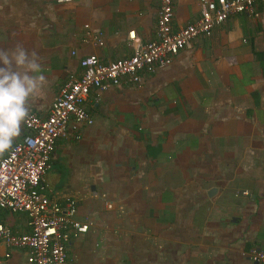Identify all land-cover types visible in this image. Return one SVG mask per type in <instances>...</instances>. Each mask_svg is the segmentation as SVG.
I'll use <instances>...</instances> for the list:
<instances>
[{"label": "crops", "instance_id": "1", "mask_svg": "<svg viewBox=\"0 0 264 264\" xmlns=\"http://www.w3.org/2000/svg\"><path fill=\"white\" fill-rule=\"evenodd\" d=\"M158 2L0 0V48L35 50L45 77L29 112L48 113L68 76L82 73L79 57L130 56V30L152 39ZM174 7V28L199 17L196 0ZM256 10L194 38L141 87H111L86 104L94 122L79 127L81 139L69 124L53 156L58 175L45 177L90 222L69 247L73 264H256L245 254L264 250V0ZM85 23L104 32L102 47L82 41ZM14 214L1 216L26 230ZM0 264H28L26 253Z\"/></svg>", "mask_w": 264, "mask_h": 264}, {"label": "built area", "instance_id": "2", "mask_svg": "<svg viewBox=\"0 0 264 264\" xmlns=\"http://www.w3.org/2000/svg\"><path fill=\"white\" fill-rule=\"evenodd\" d=\"M158 1L152 39L142 41L135 30H130V56L111 61L94 53L79 57L82 73L68 76L46 115L29 113L23 123L25 132L10 151L0 155V263L19 249L25 251L28 264H73L69 247L74 238L89 230L90 222L77 218L79 199L55 195L45 177L57 142L69 136V124L72 122V137L81 139L79 127L94 122L86 104L98 102L111 87H141L144 73L171 66L194 38L210 37L213 29L231 15L258 16L256 4L260 0H196L199 17L178 28L172 24L175 0ZM82 41L102 47L105 34L85 23ZM71 54L76 55L75 49ZM3 211L25 214L27 229H13L2 218ZM245 255L253 263L264 264V250L254 248Z\"/></svg>", "mask_w": 264, "mask_h": 264}, {"label": "clouds", "instance_id": "3", "mask_svg": "<svg viewBox=\"0 0 264 264\" xmlns=\"http://www.w3.org/2000/svg\"><path fill=\"white\" fill-rule=\"evenodd\" d=\"M38 53L16 43L0 48V155L10 151L30 111V98L45 82Z\"/></svg>", "mask_w": 264, "mask_h": 264}, {"label": "rangeland", "instance_id": "4", "mask_svg": "<svg viewBox=\"0 0 264 264\" xmlns=\"http://www.w3.org/2000/svg\"><path fill=\"white\" fill-rule=\"evenodd\" d=\"M61 167V165H60V163L59 162H57V160H53L52 161V164H51V168H50V174L49 175H51V173L53 172V171H56V177H57V175H58V170H59V168ZM48 171V172H49ZM65 174L66 175H64V176H67V170H65ZM66 178V177H65ZM64 178H62V186L64 185V180H63ZM53 190V189H52ZM53 193L55 194V195H58L59 196V194H69V195H71V196H73V197H75V198H77L73 193H70L69 191H66V192H63V190H61V187L60 188H56L54 191H53ZM14 218L15 219H18V218H20L21 220H25V218H26V216H25V214H23V213H15L14 215Z\"/></svg>", "mask_w": 264, "mask_h": 264}, {"label": "water", "instance_id": "5", "mask_svg": "<svg viewBox=\"0 0 264 264\" xmlns=\"http://www.w3.org/2000/svg\"><path fill=\"white\" fill-rule=\"evenodd\" d=\"M30 113V112H29Z\"/></svg>", "mask_w": 264, "mask_h": 264}]
</instances>
